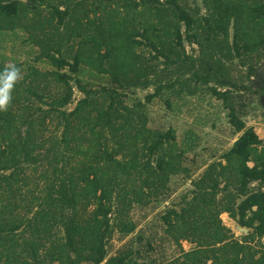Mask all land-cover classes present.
I'll use <instances>...</instances> for the list:
<instances>
[{
	"label": "trees",
	"instance_id": "obj_1",
	"mask_svg": "<svg viewBox=\"0 0 264 264\" xmlns=\"http://www.w3.org/2000/svg\"><path fill=\"white\" fill-rule=\"evenodd\" d=\"M203 1L205 12L188 0H0V25L28 28L40 47L38 57L56 67L51 74L60 84L58 91L46 93L50 99L28 87L47 106L31 100L36 106L23 115L18 134L13 135L11 111H0V183L21 196L15 190L36 168L31 164L37 146L57 141L62 157L72 150L61 166L54 167L40 193L26 192L24 200L29 197L32 203L24 205L33 208L32 216L17 219L0 209V264H140L142 248L131 244L109 256V238L115 229L134 231L133 202L144 201L158 192L168 175L185 169L171 152L174 129L149 127L146 106L164 96L165 89L170 105L171 95L193 93L201 85L224 101L229 122L240 134L222 154L224 160H214L200 176L191 178L192 196L184 195L180 208H169L162 215L177 241L195 242L194 248L164 264H264V250L257 256L259 250L248 242L255 235L264 238V138L241 116L236 94L264 93V81L250 82L264 63V0ZM146 13L156 20L152 22ZM49 29H54L53 35ZM185 40L198 44V55L186 52ZM140 43L157 52L138 51ZM88 59L105 72V77L99 73L102 79L97 83L79 76ZM72 79L83 96L69 110ZM150 85L155 91L146 94V101H129L131 87ZM49 122L61 126V132L42 139L37 126L46 129ZM86 137L85 148L79 140L84 143ZM119 153L127 163L119 160L117 171L128 178L140 174L141 184L126 188L116 170L111 174L106 169ZM139 165L144 173L136 170ZM223 211L249 228L243 239L223 223ZM21 228L33 239L24 234L20 249L15 233ZM55 229L61 231L59 237ZM46 233L55 238L47 239ZM138 240H143L142 234Z\"/></svg>",
	"mask_w": 264,
	"mask_h": 264
},
{
	"label": "rangeland",
	"instance_id": "obj_2",
	"mask_svg": "<svg viewBox=\"0 0 264 264\" xmlns=\"http://www.w3.org/2000/svg\"><path fill=\"white\" fill-rule=\"evenodd\" d=\"M97 1L89 0V3ZM188 1L192 6H199L201 12L206 11L203 0ZM90 16L94 17V13L90 12ZM146 16L150 17L152 22L156 20L151 13H146ZM38 28L36 27V30ZM47 32L49 35H53L54 29H49ZM30 36L29 29L26 27L19 25L15 27L0 25V70L6 64L15 63L22 68L23 72V79L15 86L12 93V103L8 108L15 122V132H13V135L18 134L17 127L22 122L23 115L36 106L34 103H39L43 107L47 106L42 99L35 98L30 93L28 87L34 86L38 88L40 92L44 93L45 99H50L46 95L47 92H56L60 87L54 75L51 74V71L56 67L47 58L38 57L40 47ZM137 38L145 40L142 35H138ZM155 38L158 40L157 37ZM53 41H56V38ZM184 44L187 53L193 52L195 55L199 54L198 44L189 43L187 40L184 41ZM137 50L147 55L157 52L145 43H140ZM163 59L164 56L161 55L159 60L162 62ZM257 68V75H252L250 81L254 85H258L264 81V63L259 64ZM99 73L105 77V72L99 71L92 62V59H88V62L82 63L79 76L83 81L97 83V81L102 79ZM72 83L75 86L73 97L67 105L69 110L73 109L83 96V93L76 86L75 79H72ZM153 91H155L154 85L148 87L133 86L129 89L128 99L130 102L136 99L146 101V94ZM167 92L169 93L165 89L164 96H157L147 104L148 126L154 130H167L170 127L174 129L176 141L171 147V152L175 155L176 160H180L182 167L185 169L172 172L168 175L164 184L158 187V192L145 197L144 201L133 202L130 209V216L136 222L135 230L130 233H123L115 229L107 244L109 256L117 253L119 249L125 247L127 244L133 245L134 248H142V255L139 257L140 264H164L176 256H182L184 251L194 248L195 242L183 238L177 241L172 236L173 231H168L162 215L169 208H180L182 202H184V195L188 194L187 197L192 196V193L189 192L194 187L191 178L200 176L211 162L221 159L222 154L232 146L240 134V132L235 131L229 122V109L224 104V101L207 92L202 85L198 86L193 93L183 92L180 95H171L170 105L166 101L168 96ZM236 94L239 97L238 109L241 116L247 125H253L258 134L264 138V93L255 94L239 91ZM31 100L34 103H31ZM55 123L49 122L46 129L42 124L37 126L39 127L38 130L42 129L43 131L38 136L43 139V137L49 134L60 133L61 126H56ZM24 128H26V125H22V129ZM0 132L2 131L0 130ZM3 135L8 138V134L3 133ZM87 139L88 137H86L84 143L79 140L85 148L89 146ZM43 143L42 141L41 144ZM70 152L72 150L66 151L63 157L65 158L68 153L72 154ZM35 153L37 158L34 159L35 162L31 165L36 168L33 171L29 170L27 179L15 190L20 191L21 196L18 193L12 195L11 188L3 187V183H0V209L5 208L11 216L17 219H20V215L23 214L24 216L25 214L29 216L33 214V208L29 210L24 205V203H32L29 197L27 198L28 200H24L26 198V192H36L35 190H38L40 193L45 182L51 180L54 167L61 166L63 162L62 149L58 147L57 141L54 142V145L46 143L45 146H37ZM116 160L112 162V167L106 166V169L108 168L111 174L116 170L117 179L122 185L129 188L134 183L139 184L140 182L141 184L140 174H130L131 176L128 178L124 172L117 171V168H120L119 160L123 165L127 163V158L122 153L117 155ZM222 160L224 159L222 158ZM250 163L252 164V162ZM142 168L139 165L136 167V170L144 173ZM121 184H117L119 191H122V189L120 190ZM253 184H257V182L255 181ZM145 189L149 190L148 186H145ZM10 194L13 197L9 196ZM5 197L9 199L7 200ZM9 200L12 205L5 206L4 202H8ZM220 217L223 223L233 230L237 238L243 239V234L249 232V228L241 225L237 219L230 216L229 212H221ZM54 233L58 237L61 235V231L58 229H55ZM24 234H26L25 238L33 239L29 231L24 233L21 228L20 231L15 233L16 242L20 249L22 248ZM55 234L46 233L45 236L47 239L53 240ZM140 234L143 235V240L141 241L138 240ZM147 242H151V249H148L149 245ZM248 242L255 250H259L256 253L257 256L264 250V238H259L255 235ZM52 264L59 263L54 261Z\"/></svg>",
	"mask_w": 264,
	"mask_h": 264
},
{
	"label": "clouds",
	"instance_id": "obj_3",
	"mask_svg": "<svg viewBox=\"0 0 264 264\" xmlns=\"http://www.w3.org/2000/svg\"><path fill=\"white\" fill-rule=\"evenodd\" d=\"M22 68L15 63H9L0 70V111H7L12 103V93L17 83L22 81Z\"/></svg>",
	"mask_w": 264,
	"mask_h": 264
},
{
	"label": "water",
	"instance_id": "obj_4",
	"mask_svg": "<svg viewBox=\"0 0 264 264\" xmlns=\"http://www.w3.org/2000/svg\"><path fill=\"white\" fill-rule=\"evenodd\" d=\"M243 229H245V228H243Z\"/></svg>",
	"mask_w": 264,
	"mask_h": 264
}]
</instances>
